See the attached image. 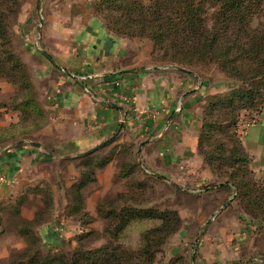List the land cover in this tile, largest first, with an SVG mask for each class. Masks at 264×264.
<instances>
[{"label":"rangeland","instance_id":"rangeland-1","mask_svg":"<svg viewBox=\"0 0 264 264\" xmlns=\"http://www.w3.org/2000/svg\"><path fill=\"white\" fill-rule=\"evenodd\" d=\"M102 1L0 0V110L17 113L16 122L0 129V152L19 137L45 142L42 96L62 91L71 81L90 80L85 69L74 74L59 59L70 53L89 59L85 53L94 41L87 24L102 28L111 41L127 42L109 64L122 70L119 75L131 73L133 81L135 75L158 70L154 79L173 84L193 75L199 86L185 94L191 95L185 108L141 113L143 135L128 132L84 157L33 165L37 178L16 202L0 207V264L22 262L26 251L31 259L37 251L40 261L112 247L132 264L264 262V184L240 137L264 119V89L251 102L240 100L246 84L220 66L188 68L163 60L147 37L118 34L112 18L120 13ZM258 16L264 21V5ZM113 46L107 43L106 51ZM136 84H129L132 92ZM114 97L121 105L134 102L121 92ZM124 118L122 127H138ZM160 132L163 136L155 137ZM195 132L194 141L189 135ZM240 141L249 163H236L239 153L229 167L226 151H237ZM80 183L84 186L77 189ZM250 194L253 198H246ZM22 229L30 233L20 234Z\"/></svg>","mask_w":264,"mask_h":264},{"label":"crops","instance_id":"crops-1","mask_svg":"<svg viewBox=\"0 0 264 264\" xmlns=\"http://www.w3.org/2000/svg\"><path fill=\"white\" fill-rule=\"evenodd\" d=\"M80 3L88 4L87 1ZM85 28L91 41H94L92 49L85 53L89 54V59L83 61L82 53L74 55L70 53L68 58L59 59L68 63V69L74 74L79 73L80 69H85L90 74V80L83 83L78 80H75L76 83L71 81L69 87H65L62 91L53 89L42 96L47 122L43 129L47 136L45 142L22 139L15 142L11 148L0 152V173L11 177L14 181L13 184H0V207L15 202L22 195V190L37 178L33 173V165L85 156L99 145L120 138L128 132L143 135L146 129L140 128L141 124L144 125L141 113L154 109L169 113L180 105L185 108L187 98L191 96L186 97L185 94L197 91L199 81L193 75H188L183 81L177 80L173 84L161 78L154 79V76L160 74L158 70L135 75L133 81L130 80L131 73L119 75L118 72L122 70L111 69L109 64L118 57V54L123 53L127 42L122 41L120 44L118 40L111 41L107 36L108 33L100 27L95 29L87 24ZM95 42H99V45L95 46ZM107 43L114 45L109 53L106 51ZM132 82L137 83L135 92L129 89V84ZM151 83L153 87L149 86ZM86 86L94 93L96 99L88 93ZM120 92L133 97L134 102L130 105H121L114 97ZM197 95L195 92L192 96ZM126 106L130 107L127 116L124 114ZM123 116L129 125L137 124L138 127H122L120 118L123 119ZM16 120L15 112L1 113L0 129ZM161 136H163L162 132L155 137ZM189 136L194 137L195 141L197 132ZM240 137L251 157V167L255 175L264 184V119L245 129ZM165 138L167 140V135ZM33 143L39 146H34ZM187 147L188 145H183V148L187 149ZM190 147L194 149L193 144ZM256 264H264V262Z\"/></svg>","mask_w":264,"mask_h":264},{"label":"trees","instance_id":"trees-1","mask_svg":"<svg viewBox=\"0 0 264 264\" xmlns=\"http://www.w3.org/2000/svg\"><path fill=\"white\" fill-rule=\"evenodd\" d=\"M102 4L120 13L112 18L118 34L147 37L162 53L163 60L172 64L191 68L214 63L226 71L228 77L246 84L247 89L239 96L240 100L251 102L261 97L260 92L264 89V21L256 20V17L263 12L264 0H151L147 5L140 0L129 3L103 0ZM0 36H4L1 27ZM22 139L24 137L16 138L15 142ZM238 145L237 151H226L229 167L234 164L231 163L234 154L242 155L236 163L242 166L249 163L241 141ZM83 186L80 183L77 189ZM246 198L253 196L246 195ZM19 232L30 233L26 229ZM36 253L35 259H31L29 251L23 252L22 262L14 264H132L129 258L122 260L116 247L88 254L75 253L70 257L59 254L40 261Z\"/></svg>","mask_w":264,"mask_h":264},{"label":"built area","instance_id":"built-area-1","mask_svg":"<svg viewBox=\"0 0 264 264\" xmlns=\"http://www.w3.org/2000/svg\"><path fill=\"white\" fill-rule=\"evenodd\" d=\"M13 179L9 176H6L0 173V184H13Z\"/></svg>","mask_w":264,"mask_h":264},{"label":"water","instance_id":"water-1","mask_svg":"<svg viewBox=\"0 0 264 264\" xmlns=\"http://www.w3.org/2000/svg\"><path fill=\"white\" fill-rule=\"evenodd\" d=\"M40 23H41V21H40ZM43 55H44L47 59H49L50 61H52L46 53H43ZM176 69H177V70H181V71H185L184 69H181V68H176ZM108 142H110V141H108ZM105 144H106V143H103V144L99 145L98 147H96V149H97V148H100V147H102V146H104ZM33 145H34V146H37V147L39 146V145L34 144V143H33ZM96 149H94V150H96Z\"/></svg>","mask_w":264,"mask_h":264}]
</instances>
